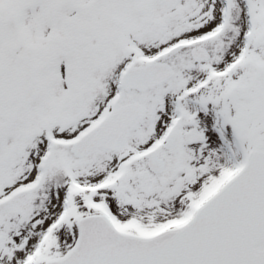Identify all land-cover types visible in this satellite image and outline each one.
Masks as SVG:
<instances>
[{"label":"snow or ice","instance_id":"obj_1","mask_svg":"<svg viewBox=\"0 0 264 264\" xmlns=\"http://www.w3.org/2000/svg\"><path fill=\"white\" fill-rule=\"evenodd\" d=\"M0 264H264V0H0Z\"/></svg>","mask_w":264,"mask_h":264}]
</instances>
